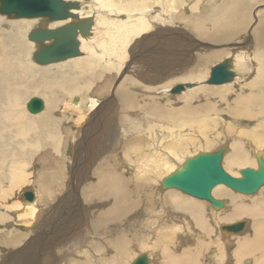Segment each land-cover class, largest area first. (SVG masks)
<instances>
[{
    "label": "bare ground",
    "instance_id": "bare-ground-1",
    "mask_svg": "<svg viewBox=\"0 0 264 264\" xmlns=\"http://www.w3.org/2000/svg\"><path fill=\"white\" fill-rule=\"evenodd\" d=\"M64 1L77 4L73 11L78 17L49 21L51 24L47 25L42 22L41 25L53 29L68 23L90 24L87 35H77L80 55L46 64V67L37 64L33 57L32 61L29 58L23 61V58L9 60L0 56V131L14 133L0 139V233L11 224L24 231L27 225L37 220L30 234L41 232L38 242L51 241L55 237L61 245L52 248L47 242L36 244L33 249L36 261L17 259L16 254H11V260L5 264H47L48 254H53L48 264H131L140 255L148 259V264H203L201 258L211 264H264V186L247 195L222 184L216 185L211 196L223 202L219 209L213 208L206 200L161 186L164 178L179 169L187 158L193 157L192 154L201 148L208 149L213 141L218 140L220 134L215 135L214 132L219 125L232 132V135L224 136L229 141V150L223 143L221 145L226 149L221 161L226 172L239 177V171L245 167L258 168L256 155L259 154L264 161V8L255 13L254 23L245 15V19L238 20L240 11L245 12L253 5L264 3V0L222 2L224 10L221 15L216 9L218 14L209 18L210 25H202L205 30L199 25L195 30L197 37L206 39L207 47L186 34L190 29L188 26L180 27L183 21L177 16L178 11L184 8L190 14L198 5L194 2ZM152 4H157L154 5L156 8ZM19 19L20 23L28 26L25 20L29 19ZM14 23L19 25L15 26L17 29L24 31V26ZM233 37L234 41L228 43V39ZM28 43L31 47L38 46L32 41ZM142 45L146 49L140 55L143 58L140 57L136 65L135 74L144 83L156 86L152 88L142 84L136 87L139 85L133 81H129L130 87L127 88L113 86L110 102L104 104L117 102L121 110L133 112V115L126 114L117 121L111 119L112 123L107 128L105 124L111 117L110 111L103 113L104 107L98 105L97 99L85 95L92 84L80 83L78 76L67 80V72L55 73L56 68H75L82 73L103 61L105 70L115 69L119 74L126 71L129 51ZM219 45H227V48L206 53L210 47ZM198 48L200 53L196 52ZM162 55H169L171 60ZM134 56L133 53L132 60ZM216 60L218 62L214 63ZM225 60L233 73V79L223 83L228 86L207 85L211 68ZM53 73L54 78L50 79ZM177 75L180 76L168 85L160 86L162 79ZM16 79L19 82L16 83ZM11 80L13 87H10ZM177 82L195 83L201 87L185 88L178 94H170L169 89ZM156 93L158 97L161 93L165 96L180 94L185 100L207 99L204 104L201 102L200 112L189 113L176 123L177 131L173 130L174 127L163 128L154 123L157 129H162L159 137L140 135L142 117H136L134 112L137 110L149 121L151 118L147 117L158 119L179 112H168L161 108L162 103L159 106L156 102L138 98L140 95L143 99H154ZM34 97L40 98L43 105L42 110L35 114L27 108ZM64 100L65 105L59 107L58 104ZM52 110L56 114L50 113ZM80 110L89 111V117L83 113L84 116L79 117ZM226 115L229 119L225 118ZM74 117H77V127L79 122L81 124L77 135L74 134L76 142L69 162V186L56 200L46 185L44 196L48 198L44 204L43 196L29 186L33 177L32 156L45 147L42 141L54 145L62 136L56 133L59 126L41 135L46 128L57 123L56 119L72 121ZM232 117L234 119L231 120ZM121 125H128L130 133H122ZM165 132L169 134L165 135ZM217 132L222 133L221 129ZM82 144H87L92 151H85ZM107 144L112 146L111 152L115 154L120 144L126 147L119 157L124 154L128 158H123L121 163L129 177L117 170V166H121L119 157L107 154ZM27 146L29 153L24 151ZM41 163H44L43 156ZM233 168L234 172L231 171ZM49 169L45 166V172ZM40 172L34 176L41 178ZM26 191L33 193L34 201L23 200L22 195ZM4 197L11 199V204L2 200ZM237 222L243 223L238 233L221 229ZM11 230H7L3 238L13 236L17 242L16 233ZM31 246L32 243L26 241L20 247L27 258L31 255Z\"/></svg>",
    "mask_w": 264,
    "mask_h": 264
},
{
    "label": "rangeland",
    "instance_id": "rangeland-1",
    "mask_svg": "<svg viewBox=\"0 0 264 264\" xmlns=\"http://www.w3.org/2000/svg\"><path fill=\"white\" fill-rule=\"evenodd\" d=\"M181 1H182L181 3H183V4L184 3L185 4L186 3L187 4H191V3L194 2L196 5L197 4L198 5L197 6L195 5L196 6V9H194L195 11L193 10L192 12H190V14H187L186 11L184 10V8H181V10L178 11L177 16L181 19L180 21H183L182 22L183 24L180 27H183V25L188 26L190 29H187L186 30L188 32L186 34H188L190 38H193V37L196 38L199 41L200 44L206 45V42H207L206 39L205 40H202L204 38H199V36L197 37V34L195 33V30L198 28L199 25H201V26L202 25H205V26L208 27L210 25V23H211L209 21V18L210 19L215 18V16L218 14L217 11L220 13V15L223 12L224 7H221L222 2H225L227 4V3H230L232 0H184V2H183V0H181ZM154 5L157 6V4H152V7H154ZM154 8H156V7H154ZM262 8H264V3H259V4H256V5L251 6V8H248L245 11L246 13L248 12L247 13L248 15L245 14V12L240 11L241 12V15L238 18V20L245 19L243 17V15H245L246 17H248V19L251 18V20H250L251 23H254L255 13L258 10L262 9ZM216 9H217V11H216ZM251 12H252V14H251ZM0 19H2L0 21V37L2 38V41L0 42V53H1L0 56H3L4 58L5 57H8L9 60H14V58H19V60L23 58L22 59L23 61H25L28 58L31 59L33 57V53L36 51L37 48L34 47V46L31 47L30 46V43H28V42H31L27 38L28 32L31 29L39 28V27H45V25L51 24V22L47 21L46 19L44 20V19H39V18L34 19V20L33 19L25 20L28 23V26H24V23H20L21 19H14V18L6 17V16L4 18L1 17ZM42 20H44V21H42ZM238 20L236 22H238ZM14 22L20 23V25L22 27L24 26L22 28V31L23 30L25 31L26 28H27V30L25 32L24 31L21 32L20 29H17L15 27V26H19V25H16ZM42 22L45 24L44 26L41 25ZM233 23H234V21H233ZM202 28L205 30V28L203 26H202ZM26 32H27V34H26ZM20 35L21 36L22 35L24 36V37L22 36L23 39L21 41H19ZM190 38H189V42H191L190 41ZM228 40H229L228 43L229 42L231 43V42L234 41V37L232 39H228ZM25 41H28V42H25ZM221 44H223V43H221ZM35 46H36V44H35ZM226 46L225 45H219L217 47L216 46L215 47H210L212 51L211 50H208V51H206V53H210V52H213V51L215 52V51L223 50V49H225L224 47H226ZM200 47L201 46H199V48ZM206 47H207V45H206ZM199 48H198V50L196 49V52L197 53H200L201 52V51H199ZM208 48H209V46H208ZM2 49H4V50H2ZM144 49H146V48L143 45L142 46H139V48L137 47L134 50L131 49L129 51V54H128V60L126 59V61H125V63L127 64L126 71L125 72L122 71L119 74H118V72L115 69L105 70V67H104L105 64H104L103 61H100V63L98 64V66H96L95 68L90 69V71H87L86 70V71L80 73L75 68H73V69L72 68H67V69H65V68H63V69L56 68L57 69L56 70L57 72H55V73H60V72L62 73L63 72L62 74H65L67 72L66 73V75H67L66 79L67 80L70 77H77L78 76L77 78H78V81H80V83L87 84V82H88L89 84H92V86L89 89H87L88 92L86 91L85 95L86 96H89V97L96 98L97 99V102H98V105L100 104V105H102L104 107L103 113H106L107 112V114H108L109 111H110L111 117H108L107 116L108 117L107 118V123L105 124V127L107 128L112 123L111 122V119L117 121V119L119 120L121 117H124L126 114H129L131 116L133 115V112L126 113L123 110H121V107H119L120 104L117 103V102H116L117 104L116 103L104 104L106 102H110L109 98L111 96V91H112L113 86L114 87H122V88L125 86L124 88H127V86L130 87L129 81L130 82L133 81V82L138 83L139 86H136V87H140V86H142V84H146V86H149V87H152V88L156 86L154 83H150V82L144 83L142 81L143 79L140 78L138 76V74H135V73H137L136 72V70H137L136 65L139 63L140 57H142L140 55L142 54V52H144ZM18 53L19 54H22V55L20 56ZM133 53L135 54V56H134V59L135 60L134 59L133 60L131 59V56H132ZM163 57H165V56H163ZM165 58H166V60H171V57L169 55H168V57H165ZM218 60L214 61V63H217ZM31 61H32V59H31ZM46 66L47 65H45L43 67H46ZM103 67H104V70H103ZM130 68H132V69H130ZM90 73H92V74H90ZM121 73H123V74L121 75ZM75 74H76V76H73ZM9 75H11V77H13V74L9 73ZM54 75H55L54 73L51 74V76H50L51 78L50 79L54 78ZM69 75H71V76H69ZM43 76H45V75H43ZM179 76L180 75H177V76H174V77L167 76L168 78L167 79H162L163 81H160L159 84H161L160 86H166L170 82H172V80L175 77L177 78ZM64 80H65V78H64ZM15 81H16V83L19 82L18 79H16ZM118 83H119V85H118ZM178 83L179 82H177V84ZM13 85L14 84H13V82L11 80L10 81V87H13ZM49 85H46V86L49 88ZM207 85H209V84H207ZM217 86H219V87L222 86L223 87V86H228V85L223 84V85H217ZM131 87H133V86H131ZM197 87H201V86L196 85L193 88L196 89ZM144 90H141L142 94H144ZM134 91H136V90H134ZM169 91H170V89H169ZM141 92H139V93H141ZM49 93L51 94L52 91L51 92H48L47 94H49ZM151 94H153V92H151ZM32 95H35V94H32ZM156 95L157 96L154 97V99L156 101L153 98H149V99H146L145 98L146 99L145 100L140 95L138 96V98L141 101H147V102H152L153 101V102H156L159 106L162 105L161 108H163L165 110L167 109L168 112L173 111V110H179V112L178 113L171 114V115H165V117H163V118L162 117H159L158 119H155V118H152V117H147L149 119L151 118L150 121H149L148 119L146 120L145 114H142V113H139L138 114V110L137 109H139V108L136 107V110L137 111L134 112V114L136 115V117H138V116H139V118L142 117L141 121L139 122V124H140V132H139V134L140 135H144V136H148V137H159L162 134L161 133L162 132V129H157L158 127L156 128L153 125L154 123H158L163 128H165V126L166 127L167 126L174 127L173 130L175 129L177 131V124L176 123L179 120H181L182 118L186 117L187 114H189V113H198V112H200L201 109H202L201 105L204 104L205 100L207 99L206 98V99H201L200 100V99L197 98L196 101H193L191 99L185 100L182 96H179L180 94L179 95H169V96L166 95L165 96V94H162L161 95V93H159V95H160L159 97H158V94L157 93H156ZM25 98L26 97H24V99ZM198 100L200 102H198ZM65 101L66 100L60 102L58 104V106L59 107L64 106L65 105ZM201 102H202V104H201ZM125 110L126 111H129V109H125ZM52 111H50V113H55L56 114V112L54 110H52ZM87 112L89 113V111L82 110L81 112H79L80 113L79 114V117H83L85 115V117L88 118L89 117V114ZM77 117H74V119L72 121H60V118H59V120L56 119L57 120V123H55L54 125L49 126L48 128H46L44 130V132L41 133V135L46 134L47 132H49V130L56 128V126H59L58 127V130L56 131V133L58 135H61L62 134V136H59V137L57 136L58 139L54 143V145L44 144V141H42V144L45 147L43 149L40 148L41 149L39 151L40 153L38 152L36 155H33L32 156V162H33L34 167H32V169H31V171L33 172L32 173V176L33 177L31 179L32 182L29 184V186H30L31 189H33L34 191H36L39 196H43L42 199L44 201L42 203H44V204L47 202V198H48L47 196H44L45 193H46L44 191V188L46 187V185H48L47 187L50 188V190L52 192V197L59 196L69 186V175H68L70 173L69 162L72 159L73 148L75 147L74 146L75 145V142H76V141H74L76 139V136L75 135H77L78 131L80 130V129H78V127L81 124L79 122V126L77 127V125H78V121L76 120ZM225 118L229 119L227 115L225 116ZM232 119H234V118L232 117L231 120ZM219 129H221L222 133L217 132V131H219ZM130 130H131V128L128 125H121V132L122 133L129 134L130 133ZM228 130H231V129L228 128L227 131H226L221 125H219L218 130L216 132H214L215 135L220 134V137L218 138V140L213 141V144H211V146L208 149L205 148L203 150V148H201V149H199L198 151H196L192 155L195 156L198 153L213 152V151L217 150L223 144L226 145V148H227V151H228L229 150V146H228L229 145V141H227L228 139L227 138L225 139V137H224L225 135H228V133L229 134L232 133L231 131L229 132ZM232 130H234V129L232 128ZM104 132H105V135H107L108 131L106 130ZM3 133L6 134V135H3ZM7 133L8 132L1 130L0 131V139H3L4 137H7L9 134H14L13 132L12 133H8V134ZM80 133H81V131H80ZM101 133H102V130H101ZM168 134H169L168 132H165V135H168ZM222 135H223V138H222ZM101 137H102V135H101ZM56 143H57V145H56ZM55 145H56L57 148L54 147ZM72 146H74V147H72ZM82 146H83V148H84L85 151H88V152L89 151H92L87 144H85V145L82 144ZM52 147H53V149H52ZM26 148L24 149L25 153H29L28 146ZM122 148H123V150H122ZM54 149H56V151ZM57 149H59V150L57 151ZM111 149H112V146L110 147L109 144H107V150H108V153L107 154L112 155V156L119 157V154L121 152L123 153L126 150V147H124V145L120 144V148L117 149L118 150L117 154L112 153L113 151L111 152ZM138 151H141V149L138 150ZM144 151H145V149L143 148V152ZM133 153H135V151ZM42 156H43V159H44V163L43 164L41 163V157ZM123 158L128 159L123 154L122 157H119L118 158V161H120L119 164L124 161ZM64 163L66 165H64ZM122 165H123L122 163H121V166L118 165L117 166V170L118 171L120 170L119 172H121L125 177H129V175H126L125 174L124 169L122 168V167H124V165L123 166ZM221 165H222L223 169L226 171V169H225V167L223 166L222 163H221ZM45 166L48 169L50 168L49 171L45 172L46 171L45 170ZM120 167L122 169H120ZM233 170L235 171L234 168L231 171H233ZM38 171H41L42 172V174L40 172L41 178L40 177L37 178V177L34 176L36 173L38 174ZM42 176H43V178H42ZM7 198H9V197L7 196ZM57 199H58V197L56 198V200ZM2 200L8 201V203H9V201L12 202L11 199H5V197ZM11 202L9 204H11ZM39 206H41V204H39ZM96 209L97 208H95L94 210H96ZM60 213H63V212H60ZM36 221L37 220H35L34 222H32L29 226L27 225L26 226L27 228L24 231H21V229L19 227H17L16 224H11L12 225V228H10L11 225H9V226H7L4 229V231H3L2 234L0 233V264L1 263L2 264L8 263L11 260V258H12V255L11 254H16L17 255L16 256L17 259L25 258V259H27V260L29 259V260H31L33 262L36 261L35 260L36 255H35V253L33 251V249H34V247H35L36 244H42L44 242H47V244L49 246H51L52 248H58V247H60L61 243L55 237H53V239L51 241L43 240V242H38V239H39V236H40L41 232H36L35 234H30V229L37 224V223H35ZM10 229H12L11 231L13 232V234H15V233L17 234V235L16 234L14 235L16 237V239H17V242L14 241L13 236L12 237L11 236H9V237L7 236V237L3 238L4 237L3 235L6 236V232H8L7 230H10ZM46 233H48V231H46ZM10 235H12V234H10ZM30 237H32L31 240H30ZM6 238H8V239L11 238V239L10 240H6V241H3ZM26 241H29L30 243H32V246L29 248L30 251H31V255L28 258H27V256L20 249V247ZM46 257H48V259L46 260V262L48 264L49 260L53 257V254H48ZM201 261L203 262V264H211V262L209 260L206 261V262H204L203 259L201 258Z\"/></svg>",
    "mask_w": 264,
    "mask_h": 264
},
{
    "label": "water",
    "instance_id": "water-1",
    "mask_svg": "<svg viewBox=\"0 0 264 264\" xmlns=\"http://www.w3.org/2000/svg\"><path fill=\"white\" fill-rule=\"evenodd\" d=\"M65 2L64 0H0V15L14 19L39 18L47 21L76 19L78 15L73 10L76 9L77 4ZM89 27L90 24L87 22H80L68 23L53 29L44 27L31 29L27 38L38 45L33 53L34 61L39 65H46L80 55L77 35H87ZM228 68L227 60L213 66L206 83L220 85L230 82L233 73ZM195 86V83H178L169 92L177 94L185 88ZM42 106V100L34 97L29 101L27 108L35 114L42 110ZM225 151V147L220 146L213 152L198 153L194 157L187 158L179 169L164 178L161 183L162 188L177 189L192 197L206 200L213 208L219 209L223 206V202L211 196V190L216 185L222 184L237 193L247 195L256 193L264 186V161L259 154L255 156L257 169L245 167L239 171V177H234L221 165ZM22 198L28 202L34 201L31 191L24 192ZM242 227L243 223L237 222L222 226L221 229L238 233ZM131 264H148V259L140 255Z\"/></svg>",
    "mask_w": 264,
    "mask_h": 264
}]
</instances>
